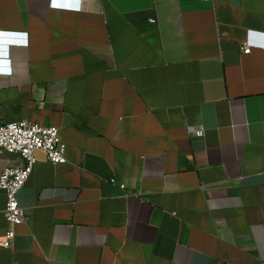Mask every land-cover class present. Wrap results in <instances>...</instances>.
<instances>
[{
  "label": "crops",
  "instance_id": "0c3cea01",
  "mask_svg": "<svg viewBox=\"0 0 264 264\" xmlns=\"http://www.w3.org/2000/svg\"><path fill=\"white\" fill-rule=\"evenodd\" d=\"M0 60V124L68 159L36 152L0 264H264V0H0Z\"/></svg>",
  "mask_w": 264,
  "mask_h": 264
},
{
  "label": "built area",
  "instance_id": "2783aa9c",
  "mask_svg": "<svg viewBox=\"0 0 264 264\" xmlns=\"http://www.w3.org/2000/svg\"><path fill=\"white\" fill-rule=\"evenodd\" d=\"M1 42L6 43L4 40ZM11 43L27 45L25 34L12 36ZM252 49L253 46L247 44L243 53L251 54ZM6 64L5 60H0V76L13 73L12 67ZM191 134L203 138L205 132L197 130ZM0 150L7 154L17 155L21 159L18 165L7 168L0 175V191L7 199L5 216L8 224L5 238L0 245L5 249H13L17 237L16 229L28 221V214L20 203V194L25 189L38 163L36 152H43L53 165H66L68 163L67 144L61 138L59 128L23 121L0 124Z\"/></svg>",
  "mask_w": 264,
  "mask_h": 264
},
{
  "label": "water",
  "instance_id": "95a60500",
  "mask_svg": "<svg viewBox=\"0 0 264 264\" xmlns=\"http://www.w3.org/2000/svg\"><path fill=\"white\" fill-rule=\"evenodd\" d=\"M1 37H5V36H1ZM4 42H2V44H3Z\"/></svg>",
  "mask_w": 264,
  "mask_h": 264
}]
</instances>
